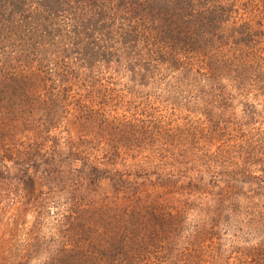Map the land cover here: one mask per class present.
<instances>
[{
    "label": "trees",
    "instance_id": "trees-1",
    "mask_svg": "<svg viewBox=\"0 0 264 264\" xmlns=\"http://www.w3.org/2000/svg\"><path fill=\"white\" fill-rule=\"evenodd\" d=\"M0 96L81 127L3 158L69 222L0 264H264V0H0Z\"/></svg>",
    "mask_w": 264,
    "mask_h": 264
},
{
    "label": "rangeland",
    "instance_id": "rangeland-1",
    "mask_svg": "<svg viewBox=\"0 0 264 264\" xmlns=\"http://www.w3.org/2000/svg\"><path fill=\"white\" fill-rule=\"evenodd\" d=\"M7 103L9 101L4 96H0V111H8ZM91 108L95 110V107ZM259 109H262V106ZM107 110L108 107L102 110L99 109L97 114H92V118L95 117V114V118H102ZM68 112L69 114L63 113L59 116L47 118L40 114H35L37 121L32 123L25 122V125H20L22 122L16 116L18 113L6 116L3 119L5 115L0 112V167H3L2 163L4 160L7 161L3 158L9 156L12 152L15 155L10 160H14L17 156V150L27 153L31 151L32 145H39L42 152H47L55 142L59 143L61 147V144L69 143L67 141L72 142L79 137L81 134L79 129L81 127L76 124L71 125V123L69 125L70 117L71 121H73L74 116L79 113L73 112L72 106L69 107ZM176 114L177 112L171 110L158 113V115L165 116L167 121H175ZM64 115L66 116L64 117ZM25 157L28 156L25 155L23 158ZM44 158L46 159V156ZM12 167H14V164H12ZM14 170L15 168L12 169V172ZM14 174L15 172L11 174V177H7V175H2L6 178L0 177V192L7 196V198L2 199L0 204V239L8 240L9 234L7 232L16 228H18L15 234L17 240H23L28 235H39L41 239L47 241L49 239H61L60 232L62 234L65 224L69 222V219L64 220L63 218L64 191L60 192V190L65 188V186L62 188L64 182L55 183L56 191L51 196L49 183L46 179L39 178L36 180L33 191L32 189H25L23 184L18 183L13 176ZM47 175H50L49 171ZM37 228L40 229V234L37 233ZM54 233H56V236H54ZM236 255L234 252L230 260H233Z\"/></svg>",
    "mask_w": 264,
    "mask_h": 264
}]
</instances>
